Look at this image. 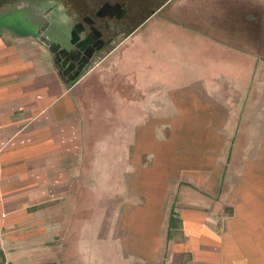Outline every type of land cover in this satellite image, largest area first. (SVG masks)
Wrapping results in <instances>:
<instances>
[{
  "label": "crops",
  "instance_id": "obj_1",
  "mask_svg": "<svg viewBox=\"0 0 264 264\" xmlns=\"http://www.w3.org/2000/svg\"><path fill=\"white\" fill-rule=\"evenodd\" d=\"M226 32L149 20L72 80L0 21V264H264V86H223L264 61Z\"/></svg>",
  "mask_w": 264,
  "mask_h": 264
},
{
  "label": "flooded vegetation",
  "instance_id": "obj_2",
  "mask_svg": "<svg viewBox=\"0 0 264 264\" xmlns=\"http://www.w3.org/2000/svg\"><path fill=\"white\" fill-rule=\"evenodd\" d=\"M153 19L165 29L173 23L224 28L247 48L264 45V0H0V21L9 28L75 44L64 67L67 78L80 76Z\"/></svg>",
  "mask_w": 264,
  "mask_h": 264
},
{
  "label": "rangeland",
  "instance_id": "obj_3",
  "mask_svg": "<svg viewBox=\"0 0 264 264\" xmlns=\"http://www.w3.org/2000/svg\"><path fill=\"white\" fill-rule=\"evenodd\" d=\"M252 50H253V48H252ZM256 50L258 52L259 57L264 58V45L263 44H257ZM261 64L262 63H259V65H261ZM258 69H260V67ZM235 76L226 77V79H224V85L221 81L222 79H219L218 84L225 86V89L227 90V93L225 94L227 107H230V105L232 106V104H234V100H240L242 102L244 99L245 94H239V93L235 94V93H233L234 90L246 91L247 90L246 88L250 85L251 79H249L248 77H245V76L242 77V76H240L239 73H237V75H235ZM255 80H256L258 86H260V85L264 86V76L258 77L257 79L256 78L252 79L251 84H253V85L256 84ZM245 86H246V88H244ZM99 160H101V159H99ZM116 169L117 168H115V170ZM114 176H115V185H114L115 188L112 190V193H111V191L109 193L113 197L110 198V195H109L108 199L102 200V202H105L104 204L107 203V205H100L99 204V206L97 208H98V212H102L107 207L108 208L107 212L112 213V214H114V216H116V215L121 214V206H122L123 200H125V196H124L125 191L121 187V183L119 182V180H117V178L120 177V175L115 174ZM110 203H112V205H110ZM107 224L109 225V223H106L105 228H107ZM118 224H119V226H118ZM113 225L115 226V229H117V228L120 229V222L114 221Z\"/></svg>",
  "mask_w": 264,
  "mask_h": 264
},
{
  "label": "water",
  "instance_id": "obj_4",
  "mask_svg": "<svg viewBox=\"0 0 264 264\" xmlns=\"http://www.w3.org/2000/svg\"><path fill=\"white\" fill-rule=\"evenodd\" d=\"M40 39L49 48V50L52 54H54V55H56L58 53L60 54L59 61L57 59L54 60L57 67H58L57 62H60L62 64V66L65 67L73 60L69 54H70L72 48H76L75 44H74V47L69 48L67 46H63L62 43L44 35V34H42L40 36ZM59 73L61 76H63V72L60 69H59ZM78 76H79V74L76 75L75 77H72V80H75Z\"/></svg>",
  "mask_w": 264,
  "mask_h": 264
}]
</instances>
